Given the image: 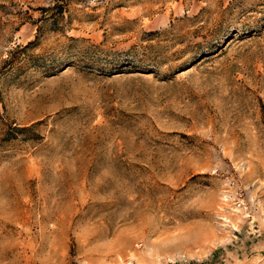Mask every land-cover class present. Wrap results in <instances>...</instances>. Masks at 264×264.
<instances>
[{"label":"rangeland","instance_id":"obj_1","mask_svg":"<svg viewBox=\"0 0 264 264\" xmlns=\"http://www.w3.org/2000/svg\"><path fill=\"white\" fill-rule=\"evenodd\" d=\"M0 264H264V0H0Z\"/></svg>","mask_w":264,"mask_h":264}]
</instances>
